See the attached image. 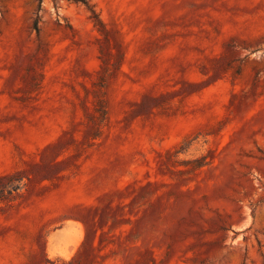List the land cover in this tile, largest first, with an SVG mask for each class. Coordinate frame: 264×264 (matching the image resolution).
<instances>
[{
    "label": "rangeland",
    "instance_id": "obj_1",
    "mask_svg": "<svg viewBox=\"0 0 264 264\" xmlns=\"http://www.w3.org/2000/svg\"><path fill=\"white\" fill-rule=\"evenodd\" d=\"M0 264H264V0H0Z\"/></svg>",
    "mask_w": 264,
    "mask_h": 264
},
{
    "label": "trees",
    "instance_id": "obj_2",
    "mask_svg": "<svg viewBox=\"0 0 264 264\" xmlns=\"http://www.w3.org/2000/svg\"><path fill=\"white\" fill-rule=\"evenodd\" d=\"M93 11V10H92ZM94 12V11H93ZM95 13V12H94ZM97 17V16H96ZM37 28V26H35Z\"/></svg>",
    "mask_w": 264,
    "mask_h": 264
}]
</instances>
